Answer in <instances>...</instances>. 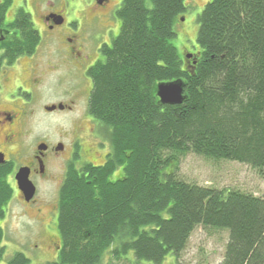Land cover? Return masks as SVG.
<instances>
[{
	"label": "trees",
	"instance_id": "obj_1",
	"mask_svg": "<svg viewBox=\"0 0 264 264\" xmlns=\"http://www.w3.org/2000/svg\"><path fill=\"white\" fill-rule=\"evenodd\" d=\"M119 1V33L89 72L87 111L110 152L103 165L67 172L52 264H124L129 253L137 264H162L169 255L181 264L198 226L228 231L219 264H264V196L175 176L180 157L192 153L264 177V0H208L197 18L199 52L189 60L170 42L185 0ZM22 26L15 43L33 52L39 38L26 18ZM179 80L183 103L161 105L157 86ZM119 167L123 176L110 181ZM11 199L0 180V221ZM6 264L29 260L15 253Z\"/></svg>",
	"mask_w": 264,
	"mask_h": 264
},
{
	"label": "rangeland",
	"instance_id": "obj_2",
	"mask_svg": "<svg viewBox=\"0 0 264 264\" xmlns=\"http://www.w3.org/2000/svg\"><path fill=\"white\" fill-rule=\"evenodd\" d=\"M49 1L55 7L60 5V2H65L64 20L68 29L73 25H78L79 27L83 24V31L85 32L88 29L86 34H89L91 24L95 20L94 16L99 14H94V0ZM207 2L208 0H185L186 12L179 17L173 26L175 37L170 42L181 59H185V56L189 54L199 52L196 41L198 32L197 18ZM116 3L117 1H112V5H116ZM118 3L120 5L119 0ZM13 7L14 4H5V9L8 10L7 13L13 10ZM29 12L30 15H33L31 10ZM37 17L38 12L34 16L35 21H37ZM115 21L117 32L111 38L109 37V40L117 37L120 28L118 20L115 19ZM99 24L103 27L111 25L105 20H101ZM59 38L62 40L61 36ZM44 41L45 37L43 38ZM56 48L64 50L65 44L63 41H58ZM53 51L52 47L46 45L41 46L38 50L37 56L42 63L49 60L58 65V67L53 68L52 73H49L44 78L45 96L38 98L36 117H33L28 125L27 135L30 138L34 137L32 142L37 141V137H41L44 134L54 137L69 135L68 140H72V133L78 132L77 138L80 140L79 144L81 146V149H77L79 160H81L79 162L92 161L95 166L102 165L106 158L105 156L110 152V145L104 130L95 129L93 132L89 130L94 126L83 116L85 103L80 104L79 102H83L84 99L78 102L75 113L72 115L56 113L53 116H45L42 113L41 107L43 105L50 106L58 101L62 102L65 100L66 93L64 91L68 87H75L80 78L77 74L74 76H72L73 74L69 75L68 55L63 54L62 56L58 51L56 54ZM23 69H26L25 65ZM82 86L84 87V85ZM86 151L89 153L87 154ZM60 170L61 167L56 165L52 176L57 177H52V180L61 177L62 173ZM122 176L123 169L119 167L111 175L110 181H117ZM175 176L185 182L201 187L234 190L257 197L264 196V177L260 176L250 166L239 162L214 160L189 153L180 157ZM59 186L56 182L39 185L35 195L37 204L34 209L24 207L22 200L16 197V192L14 191L5 219L0 221V228L2 227L3 234L2 242L5 246L4 259L0 264H6L17 250L24 254L29 260V264H52L55 261V248L49 242L48 237L58 236L57 211L54 215L52 213L57 208ZM38 208L41 212L40 215L36 213ZM38 222L42 225H49V232L43 231V233H39L41 229H38ZM227 240V230L198 226L192 233L186 249L181 253L179 261L181 264H219L223 260ZM36 245H41L43 248L33 252ZM109 257V255H106L103 258L104 261L106 262ZM125 259L129 262L124 264H137L132 253H129ZM138 264L148 263L142 262ZM162 264H179V262L173 255H169Z\"/></svg>",
	"mask_w": 264,
	"mask_h": 264
},
{
	"label": "flooded vegetation",
	"instance_id": "obj_3",
	"mask_svg": "<svg viewBox=\"0 0 264 264\" xmlns=\"http://www.w3.org/2000/svg\"><path fill=\"white\" fill-rule=\"evenodd\" d=\"M94 1L95 12H93L99 14L94 16L95 20L91 24L89 34H86L88 29L84 32L83 24L79 27L73 25L69 29L66 27L65 2H60V5L55 7L49 0H0V155L3 157V163L0 164V180L10 188L12 198L14 191L16 192V197L22 200L24 207L34 209L37 202L35 196L28 203L24 201L15 180L19 170H27L28 179L34 186L36 195L38 186L41 184L56 182L61 188L70 167H74L78 173L84 164L95 166L92 161L82 160L83 162H79L81 160H79L77 149H81V146L80 140L77 138L78 132L72 133V140H68L69 135L54 137L44 134L37 137V141L32 142L34 137L30 138L27 135L28 125L32 118L36 117L38 98L45 96L44 78L52 73L53 68L58 67L49 60L45 63L40 61L37 54L43 45L52 47L55 54L57 51L62 56L67 54L69 75L77 74L80 78L75 87H68L64 91L66 93L65 100L50 106L43 105L42 113L45 116H53L56 113L72 115L75 113L78 102L84 99L79 103H85L83 116L94 126L89 130L93 132L95 129H103V126L94 120L87 111L92 92V79L89 72L99 61L104 59V54H102L104 48L111 47L114 38L109 40V37L111 38L117 32L115 12L119 3L118 0ZM112 1H117L116 5H112ZM6 3L14 4L13 10H10L9 13L5 9ZM29 10L33 15L29 14ZM37 12L38 17L35 21L34 16ZM25 18L30 22L39 38L33 52L30 53L24 50L23 44L15 43V40L21 37ZM101 20H105L111 25L103 27L99 24ZM60 36L62 40L59 38ZM44 37L45 41L43 42ZM58 41H63L64 50L56 48ZM24 65L26 69H23ZM49 108H54V110L48 112ZM86 153L89 152L86 151ZM105 161L106 158L104 163ZM56 165L61 167L62 174L61 177L52 180V177H57L52 176ZM11 200L5 208V214ZM56 211L57 208L52 214L54 215ZM36 213L41 214L39 208ZM38 224V229H41L39 233L49 232V225H42L40 222ZM0 229L2 230V227ZM48 240L54 246V251L57 254L61 247L60 238L49 236ZM0 248L5 251L3 242H1ZM40 248L43 247L36 245L33 252ZM15 253L24 255L19 250Z\"/></svg>",
	"mask_w": 264,
	"mask_h": 264
},
{
	"label": "water",
	"instance_id": "obj_4",
	"mask_svg": "<svg viewBox=\"0 0 264 264\" xmlns=\"http://www.w3.org/2000/svg\"><path fill=\"white\" fill-rule=\"evenodd\" d=\"M184 21V19H182ZM192 56L188 55L186 59H191ZM184 83L182 81H175L171 83H163L157 86L156 98L161 105L179 106L183 103L184 97ZM54 108L47 109L52 112ZM3 163V157L0 155V164ZM15 180L17 181L18 190L22 194L25 202L31 201L35 196V188L28 179V172L25 169L19 170Z\"/></svg>",
	"mask_w": 264,
	"mask_h": 264
}]
</instances>
